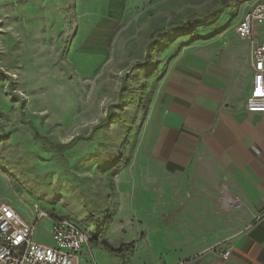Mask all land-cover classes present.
Here are the masks:
<instances>
[{
	"label": "rangeland",
	"instance_id": "374dc122",
	"mask_svg": "<svg viewBox=\"0 0 264 264\" xmlns=\"http://www.w3.org/2000/svg\"><path fill=\"white\" fill-rule=\"evenodd\" d=\"M103 1L0 0V202L31 219L35 206L77 219L100 231L98 245L119 232L138 243L153 236L148 214L131 219L134 229L113 225L129 220L125 206L139 197L124 187L137 169L131 162L138 129L114 111L121 85L143 77L136 62L145 55L169 70L196 51L237 44V24L254 0ZM210 10L195 37L165 31L169 23ZM256 36L264 37V26ZM109 114L113 118L87 137ZM24 121L56 143L75 138V144L60 156ZM129 206L141 215L139 198ZM37 235L49 240L46 220Z\"/></svg>",
	"mask_w": 264,
	"mask_h": 264
},
{
	"label": "crops",
	"instance_id": "0c3cea01",
	"mask_svg": "<svg viewBox=\"0 0 264 264\" xmlns=\"http://www.w3.org/2000/svg\"><path fill=\"white\" fill-rule=\"evenodd\" d=\"M236 42L193 51L169 70L145 55L136 69L143 77L122 83L131 101L117 110L119 90L114 111L138 129L131 162L137 169L124 187L137 191L141 215L129 206L133 196L125 206L129 220L113 225L134 229L131 219L148 214L154 232L138 243L122 232L109 236L104 242L120 244L113 246L120 254L98 245L99 233L78 264H264V114L245 108L251 44Z\"/></svg>",
	"mask_w": 264,
	"mask_h": 264
},
{
	"label": "built area",
	"instance_id": "2783aa9c",
	"mask_svg": "<svg viewBox=\"0 0 264 264\" xmlns=\"http://www.w3.org/2000/svg\"><path fill=\"white\" fill-rule=\"evenodd\" d=\"M264 26V0H254L237 24L239 38L251 43L252 83L245 102L248 112L264 114V37L256 36ZM30 221L9 202H0V264H78V254L90 247L91 233L79 220L58 217L35 206ZM49 221L50 242L37 239L38 223ZM229 251L223 254L227 259Z\"/></svg>",
	"mask_w": 264,
	"mask_h": 264
},
{
	"label": "trees",
	"instance_id": "16d2710c",
	"mask_svg": "<svg viewBox=\"0 0 264 264\" xmlns=\"http://www.w3.org/2000/svg\"><path fill=\"white\" fill-rule=\"evenodd\" d=\"M218 2L219 1L217 0L215 2V5H217ZM209 13H211V10L209 12H206V13L201 14V15H196V16H193V17H189L185 21H177V22L169 23L167 25L165 31L172 32L174 29H177L179 31H183L186 34H190L191 37H195L196 36L195 28L198 26L199 20L202 17H206ZM155 35H157V32L155 33ZM138 65L140 67L144 66V64H142V63H138ZM124 77H123V79H124ZM122 91H123V86L120 88L119 103L117 104V106L120 105V103L122 101L126 100L124 98V95H123ZM15 97L18 98L17 95H15ZM126 101L128 103L131 100L127 99ZM20 109H21V107H20ZM20 112H21V110H20ZM111 118H113V115H111V114L107 115L104 120H102L101 122H99L98 124H96L92 128L90 134L87 137L91 136L97 129H99L103 125L107 124L111 120ZM24 122L28 123L30 128L34 131L36 139H38L39 141L43 142L46 147H48L50 150L56 152L60 156L64 155L65 151L75 144V138H73V139H71V140H69L68 142H65V143H63V142L62 143H56V142L52 141L49 137H47L45 135H42L37 130V128L33 124V122H31V121H24ZM81 137L85 138V136H81ZM52 215H54V214H52ZM54 216H58V215H54ZM58 217H68V216H58ZM107 218H108V213L104 215L105 222L107 221ZM80 223H82V222H80ZM83 226L88 228L85 224H83ZM99 232L100 231H98L96 234H94L93 232L90 231L91 235H92V233L94 234L93 236H91V241L93 240L92 237H97ZM103 244H104V247L106 248V250H108L109 252H111L113 254H120L121 253L122 247L116 249L112 245H110L108 242H104Z\"/></svg>",
	"mask_w": 264,
	"mask_h": 264
}]
</instances>
